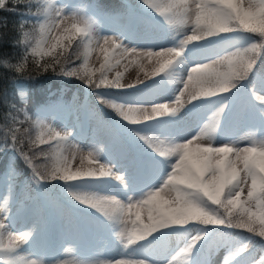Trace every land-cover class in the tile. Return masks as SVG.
<instances>
[{"label":"snow or ice","instance_id":"1","mask_svg":"<svg viewBox=\"0 0 264 264\" xmlns=\"http://www.w3.org/2000/svg\"><path fill=\"white\" fill-rule=\"evenodd\" d=\"M143 3L158 12L161 9L160 4L150 0H143ZM4 6V0H0V8ZM26 7L30 12L31 5ZM161 14L166 15L169 25L175 24L177 20L181 23L191 20V35L185 34L176 46L161 47L159 50L152 46H129L125 42L128 37L124 33L100 34L95 24L87 19L80 21L83 27L78 26L76 22L73 23L72 35L63 34L70 31L68 28H64L62 34L56 35L55 33L61 31V24L71 18L64 14L63 9L53 10L49 5L42 14H33L41 35L36 46L30 43L28 32H23L22 38L13 42L14 45H24L25 53L28 48H31L33 57L37 54L41 58L44 55L52 56L50 63L39 64V61L36 63L44 72L49 69L55 72L57 70L55 65H61L59 57L63 56L74 37L80 36L82 44L94 43L93 50L98 49L103 55V62L96 70L100 72L99 80L97 82L95 72L87 70L81 72L79 67L66 69L61 65V75L77 77L90 88L99 89L103 86L118 90H138V86L146 84L147 79L155 82L154 77L160 76L161 73H165L170 82H177L175 80L177 69L182 70L181 66L188 63L186 51L196 54L223 41H247L246 47L233 45L234 51H228L227 54L218 59H211L208 63L194 61L193 66H190L186 73V81L183 79L179 81L183 87L174 92V107H170L167 103H156L149 109L142 105L116 103L97 93L100 103L108 105L127 124L137 125L157 121L155 126L162 129L169 127L181 117V109L185 108L186 104H191L194 112L199 107L210 103L209 98L221 96L220 101L217 102L220 107L217 108L211 122L191 135V138L186 136L183 139H177L169 136L161 140L158 136L142 135L136 128L126 129L135 140L159 157V160L154 162L157 167L171 161L166 178L159 185L148 188L138 196L128 195L126 203L115 197L102 198L93 193L81 191V186L85 182L114 180L124 190H128L130 186L127 171L114 172L107 165H100L96 170L91 168L73 170L71 161L75 160L77 154L82 153L83 150L79 145L71 144L73 138L71 132L62 134L50 129L46 138L41 137L34 142L38 144L55 142L57 146L63 142L65 150L71 151V160L65 157L62 163L46 173H41L33 164L32 158L23 151L24 141L17 136L18 128H10L5 133L4 146L11 144L14 151L19 146V155L31 167V179L37 185L61 181L64 183L66 194L76 202L85 206L86 209L103 213L113 221V224L119 225L121 243L125 248L136 245L150 236L153 240L159 239V236L153 234L166 235L167 232L164 230L177 233L181 229L188 230L186 226L189 224H199L204 227L196 229L197 234L188 240L184 253H190L205 237L215 235L217 228L242 229L253 236L264 238V138L246 137L247 144L244 145L231 138L217 143L220 118L228 107L225 97L221 94L232 93L235 96L243 84L241 82L247 80L251 85L253 81L249 80L250 74L253 80L255 78L254 69L260 58V52L264 50V0H258V2L253 0H179V3L169 4ZM23 24L22 21L21 28ZM254 36L260 38L258 42H253ZM65 40L68 41L67 45L64 44ZM198 41L203 43H195ZM189 44L192 45L190 49ZM38 49H41L39 53ZM54 53L56 55H53ZM128 57L134 58L130 61L131 63L138 64L140 60L147 59L148 63L155 62L158 67L152 73H146L145 79L137 78L134 83L127 85L121 82L120 72L116 73L114 79L109 80L107 73L117 68L121 60ZM23 59L26 61L27 56ZM67 62L66 59L65 63ZM4 63L8 68L23 70V64L14 65L7 61ZM140 67L143 70V65ZM261 87L264 88V81ZM233 89L236 92H233ZM162 90L157 82L149 94L156 95ZM135 94L136 92L132 91L131 95ZM25 96L26 94L21 91L22 100ZM185 97L187 100L184 99ZM257 99L261 101L259 111L264 118V96H257ZM197 101L199 103H194ZM10 107L14 109L15 105ZM24 114L27 117L26 111ZM11 119L14 124L18 123L16 117L12 116ZM122 126L126 127V125ZM41 155L47 158L46 153L41 152ZM98 158L99 152L92 147H89L86 154L80 155L82 162L87 159L91 163L98 161ZM3 204L4 207H0V213H5L8 209L7 197L3 200ZM153 205L157 208L155 212L150 207ZM133 208L136 209L135 212L132 211ZM143 211H147V222L142 219ZM4 220L5 217L0 216V260L3 264H43L42 261L28 260L19 255L21 246L29 244L33 238L34 230L23 231L19 235L6 232L7 226ZM11 222L9 219V226ZM5 235L8 237L7 245L4 244ZM251 244V236L241 238L233 247L229 260H235V264H245L242 257L245 253H250ZM237 257L241 259L236 260ZM103 264H146V261L118 259L105 261ZM169 264H174V260ZM257 264H264V255L259 258Z\"/></svg>","mask_w":264,"mask_h":264},{"label":"rangeland","instance_id":"2","mask_svg":"<svg viewBox=\"0 0 264 264\" xmlns=\"http://www.w3.org/2000/svg\"><path fill=\"white\" fill-rule=\"evenodd\" d=\"M45 1V9L48 8L49 5L52 6L53 10L55 9H63L64 14L68 17H70L71 19L65 20L62 24H61V31L55 33L56 35H60L63 33V29L64 28H68L70 29V25L73 22L76 23H80L81 20L87 19V20H91V19H95L96 16V11H93V14L91 15H87L86 12L84 10H80V14H77V6L76 4H74V2L72 0H44ZM253 2H258V0H253ZM173 3H179V0H162L160 1V5L167 7L169 4H173ZM85 12V14H84ZM108 21V20H106ZM165 22L167 24V26L170 28H168L165 32H162V34H160L159 36H153V35H149L148 34V30H146V36L145 33H140V34H144L143 37L140 38V41H143L144 43H146L147 45H150L152 47H155L156 50H159L161 47H168L171 43V40L175 41V46L179 43V41L181 39L184 38L185 34L187 35H191V20H187L186 23H181L179 20H177V22L173 25H169L167 23L166 20V15H165ZM83 27V26H81ZM121 27L125 28L126 24H122ZM146 28V27H145ZM97 31L100 34H105V35H117L114 34L112 32H104L98 29V27H96ZM71 31V29H70ZM69 31V32H70ZM68 32V33H69ZM141 32H144V30H141ZM66 34V33H63ZM93 51V56L94 58L92 59V63L90 64H96L102 57V53L99 52V50H93L94 49V43L92 45H90ZM191 46V44L188 45V47ZM50 47V45H49ZM128 58H132V59H128ZM125 60H121L120 65L118 66L119 69H121L123 71L124 76L123 78V83H134L137 78L140 79H145V74L146 73H152V71L155 69V67H157L158 65L153 62V63H147L145 65H143V70H141V67L138 65L142 60H147V59H142L139 61V63H131L130 61L133 60V57H128ZM146 63V61H144ZM224 70V69H221ZM114 71H118L116 68L113 69V71H111L110 73L114 72ZM188 71V70H187ZM184 81H186L187 79V75L186 77L182 78ZM252 89V88H251ZM256 92L257 89H252ZM259 90H262L264 92V88H261ZM259 95H256V98ZM174 95L172 96L171 100H170V105H175V101H174ZM185 100H187V97L184 98ZM149 109L151 108V106L148 107ZM64 111V112H62ZM184 111V109H181V114ZM73 112L69 111L67 112L64 108L62 110L59 111H54V112H50L49 114H47V116L45 117V119L43 120V127L49 132V130H55L58 132H61L63 134V132H71L73 134V138L71 140V144L73 145H79L80 148L83 150L82 153L77 154L75 160H72V168H82V166L87 167L88 169H98V165L97 163L104 161L103 163L105 165H107L108 167H111L112 170L114 172H123V170L117 166L114 165V160H104L103 158H98V161H93L91 163H89V161L87 159L83 160V162L81 161V163L78 164V161L80 159V155L82 154H86L87 150H89V147L92 148H96V145H88L87 147L79 144L76 141V137L78 136V138L80 137V133H77L78 129L76 128V124H72L71 121L73 119L72 117ZM96 124L95 122H91V125ZM73 126V127H72ZM198 132V131H197ZM195 132V133H197ZM195 133L191 134L194 135ZM112 132L109 134L106 130H104L103 128H98L95 127L92 131V137L95 140H100L103 143H106L108 141H110ZM191 135H189L188 137L191 138ZM160 139V138H159ZM79 140V139H77ZM162 140V139H161ZM112 142V141H111ZM60 146V150L62 152V149H65V145L63 144V142H61ZM112 149V148H111ZM115 149L119 151V146L115 145ZM74 151V149L72 150ZM114 151V149H112V152ZM154 154V153H153ZM71 160V159H70ZM171 163V161L168 162V164H163L160 166H151L149 171H152L154 168H157L155 171H152V174L149 172L147 173V177L151 175V179H150V183H144V189L143 188H139V185H142V176L140 177L141 174L139 175H135L133 176L134 171H132L130 174L128 175V181H129V189L128 190H124L117 182H115L114 180H110L109 182L105 183L104 186H102L101 189H96L94 188L93 194L99 196V197H115L119 196L120 201L123 202H127V197L128 195H136L138 196L141 192L146 191L148 188L152 187V186H156L159 185L163 179L166 178V173L169 170V164ZM78 164V165H77ZM131 166V165H130ZM144 166L142 165V170H144ZM149 166V165H147ZM93 167V168H92ZM133 170V166L131 168ZM131 169H129L128 171L130 172ZM127 171V172H128ZM135 174V173H134ZM138 177L135 179V177ZM84 187L86 188L87 185L86 183L84 184ZM105 193H107V195H104ZM118 193V194H116ZM3 197H5V195H3ZM4 200V199H2ZM0 207H4L3 204H0ZM152 211L155 212L157 211L156 206H150ZM93 210V209H92ZM135 208H133V212H135ZM95 211V210H94ZM96 212V211H95ZM100 215V218L102 220H104L106 222V228H103V230L107 229H112V232H114L115 234H108L107 237H109V242H108V246H109V251H107L106 249H104L102 243L100 244V235L105 234V231H99V225L93 226L92 228L94 229V233L91 234V236L95 235V247L93 248L94 250L91 251L90 255H89V259H78L77 256L74 255L73 253V247L75 245H77L78 240L76 241L74 239V237H68V239L63 243L60 244L61 240L56 238V241H58L57 245H55L56 247L54 249H59L62 250L61 254L58 257H52V259L50 261H45L43 259H41V254H37L32 252V257L30 259V257L28 256V260H37V261H42L43 264H103V262L105 261H115L118 259H131L133 258L134 260H141V258H143V260L146 261V264H156L152 259V253L151 251L147 249V244L146 243H137L136 245H132L129 246L126 250L125 247L122 245L121 243V238L119 235V231H120V227L117 224H113V221L109 220L108 217L104 216L103 213L97 212ZM14 214H9V215H5L3 213H0V216L5 217V224H6V230L12 228V226H9V219H11L10 217H13ZM134 218V217H133ZM68 219V215L65 213V210L63 212V219L62 220H67ZM142 219L145 220V222H147V211H143L142 212ZM17 222V221H16ZM109 225H112V227H109ZM5 230V231H6ZM98 230V231H97ZM12 231V230H11ZM165 231V230H164ZM100 232V233H99ZM104 233V234H103ZM15 234V233H14ZM160 233H154L153 235H158ZM4 239L8 240V237L5 236ZM93 240V238H92ZM40 244V243H39ZM24 245L21 246V249L19 250V255L24 252L23 251ZM53 250V249H52ZM141 254H143L144 256H142ZM104 256V257H101Z\"/></svg>","mask_w":264,"mask_h":264},{"label":"trees","instance_id":"3","mask_svg":"<svg viewBox=\"0 0 264 264\" xmlns=\"http://www.w3.org/2000/svg\"><path fill=\"white\" fill-rule=\"evenodd\" d=\"M42 2V0H4L5 6L0 8V138L10 128H18L17 136L24 141L22 146L24 152L29 157L35 158L39 164H42V161L46 159L44 155H41V152H44L43 149H49V146L48 144L34 143L38 141V138H46L36 125V110L42 103H46L50 99L66 98L68 89H71L75 83H84L77 77L61 75V65L66 69L79 67L81 72L85 70L95 72L96 78L100 77V72L98 73L95 68L90 69L84 63L85 51L80 50L77 44L79 43V36L74 37L71 45L64 51L63 56L59 57L61 65H55L57 69L55 72L51 69L44 72L39 69L36 63V61H39V64L50 63L52 56L44 55L41 58L37 54L33 57L31 48H28L27 53H25L24 45H14V41L22 38L23 32L29 33L32 46H36L40 40L39 25L36 23V17L33 14L41 13ZM26 5H31L30 12ZM22 21L24 22L23 28L20 27ZM65 35H72V33ZM64 44L67 45L68 41L65 40ZM40 51L41 49H38V53ZM25 56H27L26 61L23 59ZM77 56H79V59H77ZM66 59L68 60L67 63H65ZM5 61L14 65L23 64V70L17 71L15 68H8L4 63ZM21 79L29 84V97L25 103L19 101L15 91V83ZM11 105H15V108H11ZM104 105L106 106V104ZM25 111L27 117L24 114ZM12 116L16 117L18 123L14 124L12 122ZM44 153L48 157L49 152ZM9 156L16 163L22 160L19 156L14 157L11 151ZM9 156L7 153H1L0 164H8L10 162L8 161ZM82 170H86V168L84 167Z\"/></svg>","mask_w":264,"mask_h":264}]
</instances>
